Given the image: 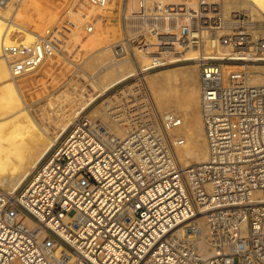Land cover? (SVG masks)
Segmentation results:
<instances>
[{
	"label": "built area",
	"instance_id": "2783aa9c",
	"mask_svg": "<svg viewBox=\"0 0 264 264\" xmlns=\"http://www.w3.org/2000/svg\"><path fill=\"white\" fill-rule=\"evenodd\" d=\"M111 2L45 1L57 11L51 30L3 47L13 74L56 56L80 66L85 51L72 50L107 32ZM128 2L114 60L136 73L198 65L208 160L183 167L185 141L169 134L178 115L157 113L118 136L82 113L20 189L0 190V264H264V84L251 69L264 64V20L226 17L220 1L159 10L155 0ZM140 105L131 93L115 116H139Z\"/></svg>",
	"mask_w": 264,
	"mask_h": 264
},
{
	"label": "bare ground",
	"instance_id": "6f19581e",
	"mask_svg": "<svg viewBox=\"0 0 264 264\" xmlns=\"http://www.w3.org/2000/svg\"><path fill=\"white\" fill-rule=\"evenodd\" d=\"M45 1L47 0H23L17 10L11 7L0 8L1 191L14 194L20 189L47 155L60 144V140L76 118L111 88L131 77L137 78L138 87L130 89L126 96L131 93L135 94L137 91L140 92L145 89L143 87H146L148 92L145 93L147 90H143V94H138L139 92H137L136 97L141 101L139 116H129L123 121L117 119L115 111L120 100H127L129 96H120L118 99L114 96L111 100L104 102L106 104L104 107L106 108L103 113H99V117L110 127L112 132L118 136H124L139 125L141 121L153 122L157 113L178 115L182 118V124L170 129L169 134L171 133L170 136L174 140L182 138L185 141V144L178 148V157L181 164L183 167H187L202 164L208 160V143L200 109L198 65L194 63L186 67H169L164 69L162 73L158 72V70L150 73H141V71L136 73L134 65L130 61L114 60V55L111 54L109 46L112 44L111 38L114 36L115 39L117 28H107L105 34H98L86 39L78 43L72 50L75 51L81 48L83 51H87L96 48L87 59L90 58L91 61L89 63L93 67L98 65V70L92 77L98 88L97 91L87 95L88 92L84 89L83 92L71 96L73 98L72 101L69 100V96L66 99L69 100V103L64 104L65 101H63L64 105L60 106L56 111L57 116L54 119L52 117L53 120L50 118L53 123L50 121L43 125H41L42 122L38 123L33 115L32 105L24 99L23 95L25 94L22 95L23 91L27 90H23L22 87L27 83L29 85L30 80H25L35 71L46 68V72H40L42 73L41 75H43V72L47 75L54 70L56 65L62 62V57L56 56L54 59H48L38 69L24 75L15 76L5 57L3 47L13 43L32 45L40 36H43L44 33L47 34L51 30L57 11L49 4H45ZM212 1L221 2L223 13L226 17L227 14L232 12L243 11L253 21L264 20V0ZM155 2L158 10L167 4H190L193 6L198 4V0H155ZM135 6L136 0H129L127 3L129 10ZM119 7L117 2L112 1L103 9L105 22L109 20L110 25L113 24L110 20L117 15ZM236 7V10H229ZM191 55H194V53ZM146 63L148 61H142L141 64L145 66ZM47 65L48 67H46ZM251 69L254 73L252 77L253 83L264 84V64L254 65ZM103 80L109 81L103 84ZM28 85L25 87L27 88ZM74 99L80 100L81 104L78 105V102L76 103L78 106H75L76 104H73ZM108 118H110L111 122H107Z\"/></svg>",
	"mask_w": 264,
	"mask_h": 264
},
{
	"label": "rangeland",
	"instance_id": "374dc122",
	"mask_svg": "<svg viewBox=\"0 0 264 264\" xmlns=\"http://www.w3.org/2000/svg\"><path fill=\"white\" fill-rule=\"evenodd\" d=\"M112 1L117 2L119 4V6L122 3V0H112ZM122 9H123V6L119 7V9H118L119 11H118L117 15H115V17L112 20H110V21H112L113 24L110 25L109 20L106 21V26H105L106 28H112V29L117 28V31H116L117 34L115 33V39H114V36H113V38H111V43L116 41L120 36L118 31H119L120 12ZM236 9H237V7L234 9H229V10L232 11V10H236ZM55 16H56V19L53 22V25L57 21V13ZM227 16H229V14H227ZM104 34H105V32H104ZM94 49H96V48H94ZM94 49L85 51L84 60L87 59V57L93 52ZM111 54L113 55L112 51H111ZM60 58H61V56H60ZM84 60L80 64V66H76L73 62L69 61L68 59L66 60L65 57H62V59H61L62 62H59L56 65L55 69L50 71L47 75H45L44 72H43V75H41L42 73L40 71L46 72V70H45L46 68H44V70H42L43 68H41V70L39 69L31 75L32 78H31V76H28V78H26L25 81L30 80L29 85L31 84V86H29L28 83L25 82L27 84H24V87L26 85H28V87L27 88L25 87V89H24V87H22L23 90H27V91H23L22 95L25 94V95H23V97H25L24 99L27 101V103L32 105L31 109H32L33 115H34V117L38 123L42 122L41 125L45 124L48 121L53 123L51 121V119H52V117L54 119L57 116L56 115L57 109L60 106L66 104V103H69L68 102L69 100L72 101L73 98L71 96H75L77 93L83 92L84 89L87 90V92H88L87 95L93 94L97 91L98 88H97L95 82L93 81L92 77L94 76L95 72L98 70V65L95 67L90 65L91 64V63H89L91 61L90 58H88L86 61H84ZM192 64H194V63H184V64L168 66V67H165V68L158 70V72L162 73V71H164V69L169 68V67H176V66H185L186 67V66H190ZM46 67H48V65ZM33 76H35V77H33ZM128 80L116 85L115 87L111 88L106 94H104L103 96L98 98L94 104L89 106L84 111V114H88L91 118H99L100 119V117H99L100 114L103 113L105 111V108H106V107H104V106H106V104L104 103L105 101L111 100L114 96H116L117 99L120 96L121 97L122 96L128 97L129 95L126 96L128 91L132 88L136 89L138 87L137 80L127 82ZM108 81L109 80H103L102 83L106 84V83H108ZM143 88H145V89H143L144 91L147 90L146 87H143ZM143 90H141L140 92L137 91V92H139L138 94L142 93ZM26 92H28V93H26ZM137 92L134 94L135 96H137ZM146 92H148V90ZM69 96H70V98H69ZM68 98H69V100H66ZM128 99H129V97L127 98V100H125V99L120 100V103L126 102V101H128ZM63 101H65V103ZM76 103H78V105H80L81 101L76 99L73 104L75 105ZM103 104H105V105H103ZM78 105L76 104L75 106H78ZM50 111H52V112H50ZM107 122H111L110 118H108ZM62 139L60 140V142L62 141Z\"/></svg>",
	"mask_w": 264,
	"mask_h": 264
}]
</instances>
